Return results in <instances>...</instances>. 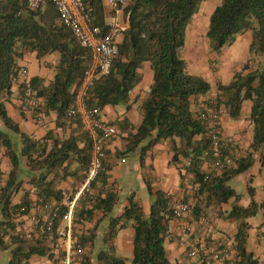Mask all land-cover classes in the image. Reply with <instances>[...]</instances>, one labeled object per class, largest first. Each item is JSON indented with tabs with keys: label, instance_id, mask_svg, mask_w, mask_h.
Masks as SVG:
<instances>
[{
	"label": "trees",
	"instance_id": "obj_1",
	"mask_svg": "<svg viewBox=\"0 0 264 264\" xmlns=\"http://www.w3.org/2000/svg\"><path fill=\"white\" fill-rule=\"evenodd\" d=\"M124 1L127 27L120 30L118 54L109 73L95 77L87 93V105L101 110L107 105L125 104L128 109L130 94L142 79L140 69L144 62L150 63L153 77L139 104L140 121L136 131L126 130V118L110 122L121 132L128 131L124 149L117 150L114 157L122 158L134 152L139 141L147 139L139 149L142 161L147 149L167 142L172 153L170 162L177 167L180 177L183 179L187 174L192 177L194 217L206 208L216 209L219 218L236 223L232 245L237 264H264L247 249L249 219L257 215L262 203L253 199V188L247 184L250 203L241 205L242 195L230 185L232 178L263 159L264 0H222L208 19L205 35L216 53L245 31H250L251 36L249 59L228 82L217 80L214 98L205 99L207 103L215 101L231 120L240 117L245 101L251 102L249 145L234 167L220 172L204 168L211 163L210 142L191 102V98L208 96L211 85L202 75L189 73L180 55L187 26L205 0ZM86 10L92 22L104 30L102 0H86ZM29 52H35L37 58L52 53L57 56L51 80L44 84L43 78L34 76L29 84L41 100L35 113H54L55 127L62 128L61 134L49 129L42 138L36 139L21 130L6 109L12 86L22 76L19 61ZM254 59H258L255 68L251 66ZM89 60V50L60 21L52 3L29 11L18 0H0V152L3 150L9 163L7 171L0 167V250H9L8 264H26L35 256L54 258L52 250L58 242L55 228L67 208L65 202L73 195H67L60 185L68 177L83 181L89 167L88 134L78 118L67 115ZM22 88L23 84H19V95ZM67 121L76 123V133L65 134ZM111 169L105 149L102 168L92 184L97 197L90 204L84 195L75 210L74 248L79 245L82 249V253L76 254L75 264H174L165 246L170 235L169 222L174 218L169 196L161 190L153 191L147 184L152 198L149 212L144 213L131 194L127 197L128 204L117 214L120 199L108 182ZM25 184L31 188H25ZM40 202L61 205L60 214L53 218L51 230H38L31 238L21 237L22 218L28 219L33 213L40 215ZM224 204H229L226 211L221 210ZM91 222H94L91 228H77L79 224ZM127 226L133 231L131 257L119 254L114 244L117 231ZM59 252L54 261L57 264H61L64 254Z\"/></svg>",
	"mask_w": 264,
	"mask_h": 264
},
{
	"label": "crops",
	"instance_id": "obj_2",
	"mask_svg": "<svg viewBox=\"0 0 264 264\" xmlns=\"http://www.w3.org/2000/svg\"><path fill=\"white\" fill-rule=\"evenodd\" d=\"M103 9H104V19L105 24L117 20L120 24L121 29L127 27V22L125 14L123 12V6L119 7L117 12L113 11L107 0H102ZM202 4V3H201ZM200 4V7H201ZM199 7V8H200ZM202 13V9L193 16L189 25L186 29V40L191 32V27L196 28L195 17ZM193 24V26H192ZM207 30V29H206ZM189 38V37H188ZM250 31H245L239 34L232 45L227 46V49L221 52V56L217 62L214 64L213 68H210L207 63V59L201 62L202 69H198V72L193 73L195 75H202L205 77L211 85V93L208 96H200L197 98H191L192 106L197 103L198 100L213 99L215 96V81L214 77L222 83H226L230 80L233 73L240 68L248 56V47L250 43ZM57 56L56 54H48L41 58H37L35 52H29L23 56L19 61V66L21 67L22 76L21 78L30 79L31 77L38 76L44 79V84H47L49 80L53 77L54 74V65L56 63ZM186 62V61H185ZM187 64V63H186ZM225 69V71H223ZM188 70V69H187ZM142 73V79L139 84L132 90L130 94V100L128 101L129 108H126L125 104L118 105H107L100 110L101 117L110 122L121 121L123 118H126L128 121L127 129L131 130L133 133L136 131V125L140 121L139 115V104L141 99L144 97L146 90L151 84L153 72L150 68L149 62H144L143 67L140 69ZM226 76L225 79L222 77ZM19 77V78H20ZM212 78L214 83L212 82ZM20 95L18 94V84L15 82L12 86V96L9 102L6 103V109L12 119L18 123L21 130L31 134L34 138H42L46 131L49 129L55 130V132L61 134L62 128L55 127V118L54 113L44 114L38 117L37 113L30 111L26 106L20 103ZM251 102L245 101L241 108V115L238 119L231 120L229 117L224 114L221 117V128L222 131L229 135L233 136L240 142L242 147V154L245 153L249 142L251 140V126L248 120V113L250 110ZM117 129L115 136L108 139L105 144L106 151L108 152L109 160L112 165V169L109 174L110 177L108 182L114 190L118 192L119 203L117 205V214L121 213L122 209L128 204L127 197L131 194H134V198L138 201L142 211L148 213L150 209L151 201L147 198L137 199L135 193L131 192L124 194L122 188L126 185H123L126 181L130 179V166L126 164L130 154L137 152L138 157L131 164V168L136 170V179L140 181V185L147 189V184L151 186L153 191L161 190L165 192L168 196H176L184 201L187 199V195L190 190L189 187L185 184L184 180L186 178H181L180 173L177 167L170 162L172 153L169 150L167 142H159L149 149H147L143 155L142 161L139 159V149L144 147L147 142V139L140 140L138 143L137 149L122 158L114 157V154L117 150H123L125 143L127 141V132L120 131L117 125H114ZM1 128V123H0ZM77 129L75 122H68L64 126V132L66 135L74 133ZM262 161H256L251 168L247 171L239 174L238 176L232 178L231 181H239L245 184H249L253 188V199L259 204L262 203L261 209L256 216L249 219L251 227L249 229V237L247 240V249L251 251L256 257L264 262V246L259 241V233L264 229V150ZM0 167L2 171H7L9 163L6 156L3 154V150L0 152ZM206 167V165H205ZM204 167V168H205ZM188 176V175H186ZM131 180V179H130ZM250 181V182H249ZM83 181H80L77 177H68L65 181L62 182L60 187L67 191V195L76 192L80 184ZM25 188H31L30 184H25ZM237 192V191H236ZM242 195L240 204L247 206L250 203V196L247 193V187L244 192L240 193ZM32 199H35V195L31 194ZM18 199L16 198L15 201ZM190 199H187L186 202H189ZM229 209V204H224L221 207L222 211ZM214 213L213 227L211 236L213 239H219L220 237L227 238L232 243V238L234 231H236V223L228 220H224L217 216V210L206 208L203 213ZM23 224L20 225V231L25 230L29 226L28 220L23 217ZM94 222L79 224L77 228L80 230L88 229L93 226ZM180 221L176 218H173L169 222V238L165 241L166 249L168 251V258L174 264H192V262L186 259V251L192 244L193 236L191 234H181L180 233ZM132 239L133 231L130 226L121 228L117 231V234L114 238V244L116 250L119 254L131 257L132 256ZM59 251H64V242L61 239H58L57 247L53 248L52 252L54 253V258L48 257H33L26 264H57L54 263L55 259L58 257ZM57 260V259H56ZM59 262V261H58ZM213 264H226L223 262H217Z\"/></svg>",
	"mask_w": 264,
	"mask_h": 264
},
{
	"label": "built area",
	"instance_id": "obj_3",
	"mask_svg": "<svg viewBox=\"0 0 264 264\" xmlns=\"http://www.w3.org/2000/svg\"><path fill=\"white\" fill-rule=\"evenodd\" d=\"M24 4L26 10L34 11L50 2L55 6L60 21L71 31L79 44L89 50L90 60L84 76L77 86L72 105L67 109L70 118H78L90 139V160L85 179L73 193L72 197L65 202L67 207L60 215V221L55 228L57 239L64 242V254L61 264H75L76 254L82 253V249L75 247L73 240V225L75 210L84 195H87L92 204L97 197V192L92 184L97 179L105 158V144L115 136L117 129L100 116L98 108L89 107L86 97L88 90L93 85L97 74H108L113 60L118 54V42L120 39V24L115 19L106 23L105 29L94 24L86 10V0H18ZM109 7L117 12L123 6L124 0H107ZM18 85L23 84L20 95V103L30 111L36 112L40 104V98L29 84V79L18 78ZM207 103L198 100L194 104L197 118L204 126V135L210 142L211 166L217 171H223L235 166L242 156L240 142L233 136L222 131L221 117L225 114L222 107L213 100ZM38 117L41 113H37ZM184 180L185 184L192 189V177ZM38 212L29 215V226L22 231L21 237L31 238L38 230H51L53 218L60 214L59 204L54 202H40ZM89 206V205H88ZM169 208L174 218L180 221V233L191 234L192 244L186 251V257L192 264H213L223 262L237 264V258L232 243L224 237L218 240L211 236L214 213H201L197 217L193 215L190 202L176 196H169ZM259 241L264 246V229L259 233Z\"/></svg>",
	"mask_w": 264,
	"mask_h": 264
},
{
	"label": "rangeland",
	"instance_id": "obj_4",
	"mask_svg": "<svg viewBox=\"0 0 264 264\" xmlns=\"http://www.w3.org/2000/svg\"><path fill=\"white\" fill-rule=\"evenodd\" d=\"M222 0H205L202 2L201 7L199 8L200 10L202 9V13L199 14L197 17H195V23L197 27L192 28L191 27V32L189 33L187 40L185 38V45L184 47L180 50V55L181 57L186 61L187 63V69L189 72L196 73L198 72V69H202L201 62L207 59L208 66L210 68H213L214 64L217 62L218 64V59L221 56V52L227 49V46L223 47L222 50L219 53H216L211 50L208 39L205 35L206 29L208 26V19L211 14V12L214 10V8L221 3ZM125 4V1H124ZM123 4V5H124ZM199 11V10H198ZM193 26V24H192ZM233 44V43H232ZM231 44V45H232ZM230 46V45H229ZM247 59H249V53L247 56ZM246 59V60H247ZM244 61V63L246 62ZM257 60L254 59L251 61V66L255 68L257 66ZM243 63V64H244ZM242 66V65H241ZM240 66V67H241ZM225 71V69H223ZM226 76H223L222 78L225 79ZM214 81L216 82L217 79L214 77ZM213 78L212 82L214 83ZM216 84V83H215ZM122 105V104H120ZM251 126V125H250ZM252 132V126L250 128ZM138 157L137 152L134 154H130L128 157V160L126 164L130 166V179L123 183V185H126L125 187L122 188V192L125 194L134 192L135 197L137 199H144L147 198L148 200L152 201V198L148 192V190L145 187H142L140 184V181L136 179V170H133L131 168V164L136 160ZM206 170H212L214 172H219L215 170L211 164L207 165L205 167ZM189 175V174H187ZM184 178H190L189 176H185ZM230 185L238 192L242 193L245 191L246 186L244 183L239 182V181H230ZM190 192L187 195L189 197V202L193 206V201H192V194H193V187L192 189H189ZM236 228V227H235ZM235 232V231H234ZM166 246V244H165ZM168 254V251H167ZM9 260V250H0V264H8Z\"/></svg>",
	"mask_w": 264,
	"mask_h": 264
}]
</instances>
